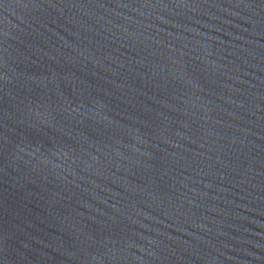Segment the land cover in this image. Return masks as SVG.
I'll return each instance as SVG.
<instances>
[{
    "label": "water",
    "instance_id": "water-1",
    "mask_svg": "<svg viewBox=\"0 0 264 264\" xmlns=\"http://www.w3.org/2000/svg\"><path fill=\"white\" fill-rule=\"evenodd\" d=\"M0 264H264V0H0Z\"/></svg>",
    "mask_w": 264,
    "mask_h": 264
}]
</instances>
